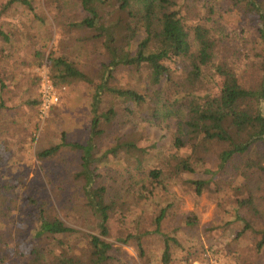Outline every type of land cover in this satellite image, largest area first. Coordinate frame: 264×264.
Returning a JSON list of instances; mask_svg holds the SVG:
<instances>
[{
  "label": "trees",
  "instance_id": "1",
  "mask_svg": "<svg viewBox=\"0 0 264 264\" xmlns=\"http://www.w3.org/2000/svg\"><path fill=\"white\" fill-rule=\"evenodd\" d=\"M80 5L86 14L76 23H70L67 30H77L83 34V41L95 42L100 51L98 81L86 76L71 60L42 49L31 56L35 65L44 66L48 76L57 88L70 87L74 83L85 85L91 90V114L89 140L85 145L66 143L62 134L57 145L37 153L39 160H52L68 149L80 153L78 170L72 180L80 185V199L84 207L95 217L97 235H86L80 248L70 245L75 231L68 227L57 215L55 207L61 208L62 197L53 191L49 198L40 201L26 195L29 219L24 232L27 253L13 257L15 245L11 234L13 217L17 215L19 190L5 184L0 185V264H114L118 247L105 239L109 236L111 214L119 206L110 198L108 188L98 185L99 170L111 160L125 172L124 184L128 193L135 192V200L143 203L156 196V189H165V181L210 174L209 179L187 181L194 188L196 196H201L213 177L230 167L233 179L232 220L241 224L237 237L253 232L257 235V249L264 246V0H227L230 11L238 18L254 23L260 51L248 61L249 72L240 71L241 59L230 53V49L220 44L206 26L207 18H198L189 23V10L185 2L178 0H71ZM200 1V0H198ZM19 3L33 12L28 0H10L8 5ZM214 2V1H213ZM207 16L213 12L205 4ZM35 21L43 23L42 17L34 14ZM5 43L0 45V111L3 109L2 95L6 89L3 77V59L10 52L5 46L11 40L0 31ZM235 57L234 59H232ZM211 66L218 84L215 90L204 87L205 71ZM141 75L147 72L146 81L152 93L139 94L133 89L116 87L114 73L118 70ZM238 72H241L239 77ZM203 93V94H202ZM27 105L37 108L38 96ZM164 118H179L177 134L173 140L176 150L186 151L167 157L164 167L144 171L140 158H136L131 168L122 165L121 155L145 153L133 141L115 136L112 143L102 148L99 142L107 139L106 130L100 128L104 122L110 125L120 117L132 122L136 117L142 121H157L160 113ZM216 149L215 170L206 166L207 158ZM144 176L137 185L134 174ZM218 186V185H217ZM161 189V190H162ZM146 192V196L142 195ZM256 192L261 194L256 197ZM122 206V205H120ZM172 204L162 207L152 219V230L144 235H159L162 238L160 264L172 261V246H180L174 235L165 234L161 227ZM221 207V203H218ZM22 212V211H21ZM184 227L197 224L193 213L182 221ZM176 231V230H175ZM174 231V232H175ZM121 245L135 244L139 258L144 257L141 235L130 233L116 238ZM12 256L13 261H8ZM189 253L186 255L188 259Z\"/></svg>",
  "mask_w": 264,
  "mask_h": 264
},
{
  "label": "rangeland",
  "instance_id": "2",
  "mask_svg": "<svg viewBox=\"0 0 264 264\" xmlns=\"http://www.w3.org/2000/svg\"><path fill=\"white\" fill-rule=\"evenodd\" d=\"M10 0H0V31L11 40L5 47L10 49L3 59V77L6 89L2 95L3 109L0 111V185L7 184L19 190L23 198L19 199L20 212L13 217L15 225H11L14 243L12 255L17 258L20 252L27 253L28 245L24 242V232L30 222V208H27L26 195L40 201L49 198L53 191L61 194V208L55 207L58 217L75 233L70 245L77 249L86 235H97L95 217L84 207L80 197V185L72 180L78 170L80 153L68 149L62 151L52 160L37 158V153L48 147L57 145L62 134L66 143L85 145L89 140L92 114L91 90L85 85L74 83L70 87L60 88V103L52 108L43 122L37 118L36 106L27 105L35 101L39 76L44 66L35 65L31 54L39 49L45 56L49 52L66 57L93 81H98L101 53L95 42L83 41L80 31L69 29L70 23H76L86 15L80 5L71 0H28L33 5V12ZM214 1V2H213ZM189 7V23L198 18L206 19V26L215 39L228 47L235 57L241 59L239 69L249 72V56L257 62L254 53L260 51L257 46L258 36L254 23L238 18L230 11L227 0H178ZM212 7L213 12L207 16L202 5ZM34 14L42 17L43 23L35 21ZM5 43L0 37V45ZM233 57L232 59H234ZM47 69V68H46ZM48 72V70H47ZM49 75V74H48ZM241 77V72H238ZM147 72L141 75L127 70L114 73L113 84L124 89H133L139 94L145 91L152 93L146 81ZM218 79L211 66L205 71L204 87L215 90ZM203 94V93H202ZM157 121L147 122L136 117L132 122H125L124 117L114 120L110 125L102 122L100 128L106 130L107 139L99 142L102 148L108 147L115 136L133 141L145 153L140 156L121 155L122 165L131 168L136 158H140L144 171L164 167L167 157L185 154L186 151L176 150L173 140L178 130L179 118H164L162 110ZM216 149L207 158L209 170H215ZM232 169L228 167L218 177H213L201 196H196L194 188L187 181L209 179L210 174L199 173L194 176L184 175L165 181V189L158 187L156 196L138 203L136 193H128L123 178L125 172L109 161L105 168L99 170L101 178L98 185L108 188L109 196L119 206L111 214L108 225L109 236L105 239L120 249L116 253L114 264H160L162 238L159 235H144L152 230V219L162 207L172 204L161 230L165 234L174 235L180 246H172L170 264H194L197 261L216 264H264V246L257 249V235L253 232L237 237L241 224L233 219L234 186L239 179H233ZM134 174V180L140 182L145 175ZM162 189V190H161ZM146 196V192H142ZM256 197L261 194L256 192ZM221 203V207H218ZM122 205V206H120ZM264 206V204L262 205ZM22 211V212H21ZM196 214L197 224L184 227L183 220ZM176 230V231H175ZM175 231V232H174ZM130 233L141 235L144 257L139 258L135 244L121 245L116 238ZM8 254V261H13ZM189 253L188 259L186 255ZM210 260V261H209Z\"/></svg>",
  "mask_w": 264,
  "mask_h": 264
},
{
  "label": "built area",
  "instance_id": "3",
  "mask_svg": "<svg viewBox=\"0 0 264 264\" xmlns=\"http://www.w3.org/2000/svg\"><path fill=\"white\" fill-rule=\"evenodd\" d=\"M38 105H37V118L39 122H43L47 119L48 114L60 103L61 94L60 88H57L51 82L46 67H42L39 84L37 90ZM210 261V260H209ZM194 264H214L210 262L197 261ZM216 264V263H215Z\"/></svg>",
  "mask_w": 264,
  "mask_h": 264
}]
</instances>
